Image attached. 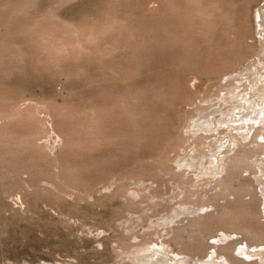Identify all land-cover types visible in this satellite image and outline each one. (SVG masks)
Segmentation results:
<instances>
[{
	"label": "rangeland",
	"instance_id": "1",
	"mask_svg": "<svg viewBox=\"0 0 264 264\" xmlns=\"http://www.w3.org/2000/svg\"><path fill=\"white\" fill-rule=\"evenodd\" d=\"M256 82L264 0H0V264H264Z\"/></svg>",
	"mask_w": 264,
	"mask_h": 264
},
{
	"label": "bare ground",
	"instance_id": "2",
	"mask_svg": "<svg viewBox=\"0 0 264 264\" xmlns=\"http://www.w3.org/2000/svg\"><path fill=\"white\" fill-rule=\"evenodd\" d=\"M261 81V80H260ZM255 84V83H254ZM237 85V84H236ZM259 85H261V84H258V82H256V84H255V89L257 88V90H259V92L258 93H256L255 92V94L257 95V97L255 98V99H253L249 104L251 105L250 107H247V105L245 104V105H243L242 103V105H240L239 107H237V109L239 110V112L240 113H238V114H234V115H229L228 116V118H224L225 119V121L226 120H234V121H236L235 119H237V120H239V119H245V120H243V124H247L246 125V127L247 126H249L250 127V125L252 124L253 125V127H254V123L256 122V123H264V91H261L260 90V88H259ZM232 86V85H231ZM264 88V87H263ZM233 89V88H232ZM239 88H237V90H238ZM237 90H236V92H237ZM253 90V89H252ZM229 90L227 89V91L226 92H228ZM232 92H233V90H232ZM222 93H224V92H222ZM228 93H230V92H228ZM228 93H227V95H228ZM225 95V94H224ZM220 96V95H219ZM223 96V95H222ZM221 96V97H222ZM226 96V95H225ZM251 95H249V97H250ZM245 97L246 96H244V95H242L241 96V94H240V97H239V99H245ZM249 97H247V100L249 99ZM225 97H223V99H224ZM254 98V97H253ZM225 101H228L227 100V98H225ZM242 101V100H241ZM245 100H243V102H244ZM249 101H250V99H249ZM219 105V104H218ZM218 108V107H217ZM235 109V108H234ZM212 117V116H211ZM249 117H252V123L250 124V122H248V121H246V119H248ZM213 119H215V118H213ZM208 122H211V120H209ZM207 122V123H208ZM213 122V121H212ZM206 123V122H205ZM241 124V123H240ZM239 124V125H240ZM236 125V124H235ZM207 126H208V124H207ZM242 126V125H241ZM244 126V125H243ZM209 127H210V125H209ZM240 127V126H239ZM245 127V128H246ZM208 128V127H207ZM237 128V127H236ZM242 128V127H241ZM244 128V127H243ZM244 128V129H245ZM257 128V127H256ZM238 137V136H237ZM254 139L256 140V143H258V145H259V147H260V150H261V153H264V127L262 128V130H260V128H258V129H256V132H255V134H254ZM241 141V140H240ZM222 149V148H221ZM221 149L219 148V150L221 151ZM261 160H264V159H261ZM239 161V160H238ZM241 161H243V160H240V162ZM240 162H239V164H240ZM238 163V162H237ZM242 163L243 162H241V165H242ZM238 164V165H239ZM238 165H235L236 167L238 166ZM239 167V166H238ZM218 182V181H217ZM229 196V195H228ZM263 204H264V200H263ZM174 211V210H173ZM264 211V210H263ZM177 212V211H176ZM195 218V217H194ZM260 219L262 220L263 219V216H260ZM259 219V220H260ZM260 220V221H261ZM227 228V227H226ZM241 229V228H240ZM246 230H247V228H246ZM249 232V231H248ZM222 233H223V236H220L219 237V239H221V240H225V239H227V238H230L231 236H233V235H235V234H237L238 233V231L237 232H235V231H233L232 229H225V230H223L222 231ZM261 233V232H260ZM256 236H258V235H256ZM262 238V237H261ZM252 239H253V241L252 242H250V241H248V239L246 238V239H242V240H235V241H233V242H231L230 244H229V246H234V245H239V244H241L242 245V242L243 241H245L246 242V246H247V248H248V250L249 249H252V248H259V247H262V246H264V241L262 242L261 240H259L258 238H256L255 237V235H254V237H252ZM264 239V238H263ZM243 245H244V243H243ZM235 247V246H234ZM237 247V246H236ZM212 248H217L216 250H217V253H219V254H221V255H224V254H222L223 252H227V248H228V246L227 247H219V246H216V245H213V247ZM238 248V247H237ZM230 249V248H229ZM143 252H144V250H143ZM148 252V251H147ZM221 252V253H220ZM232 252V251H231ZM216 253V254H217ZM228 253V252H227ZM139 254V253H138ZM143 254V253H142ZM182 254H183V252H182ZM182 254H180V255H182ZM229 254V253H228ZM187 256H185V258L186 257H190V258H192V256L190 255V254H186ZM220 256V255H219ZM225 259H226V261H227V263L228 264H250V263H247V262H244V260H238V258H237V260H235V257L233 258L232 256H231V254L230 255H226L225 254ZM198 257V256H197ZM184 258V259H185ZM189 258V259H190ZM207 258V257H206ZM218 258H220V257H218ZM186 260H187V258H186ZM198 260H200V261H202V259L201 258H199ZM141 261H147V262H149V263H152V264H154V263H157V264H159L160 262H161V260H157V258L156 257H145L143 260H141ZM160 261V262H159ZM184 261V260H183ZM200 261L198 262V263H200ZM203 262V261H202ZM226 264V263H225ZM252 264H256V263H252Z\"/></svg>",
	"mask_w": 264,
	"mask_h": 264
}]
</instances>
